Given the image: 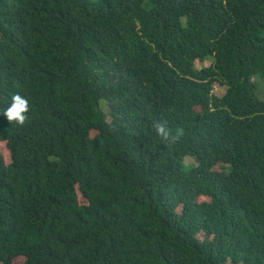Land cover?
Returning a JSON list of instances; mask_svg holds the SVG:
<instances>
[{
    "label": "trees",
    "instance_id": "1",
    "mask_svg": "<svg viewBox=\"0 0 264 264\" xmlns=\"http://www.w3.org/2000/svg\"><path fill=\"white\" fill-rule=\"evenodd\" d=\"M16 94L0 264H264V0H0Z\"/></svg>",
    "mask_w": 264,
    "mask_h": 264
},
{
    "label": "rangeland",
    "instance_id": "2",
    "mask_svg": "<svg viewBox=\"0 0 264 264\" xmlns=\"http://www.w3.org/2000/svg\"><path fill=\"white\" fill-rule=\"evenodd\" d=\"M211 63H212L211 60H208L205 63L196 62L195 66H196L197 69L201 70V69H203L205 67H209L211 65ZM225 91H226V89H222V88H220L217 85V87H216V94L217 95L223 96ZM0 154H2L4 156L7 165L11 163V155L9 153V150L7 148L6 143H0ZM186 164L188 166H191L192 164L194 165V162L191 159H187L186 160ZM215 170L223 172V171H226L227 168L225 166H223V165H218V166H216ZM199 201L200 202H209V199L208 198H204V197H200ZM81 203L82 204H87V201L84 198L81 197ZM200 239L203 240L204 236L203 235L200 236ZM15 264H24V260L23 259H17L15 261Z\"/></svg>",
    "mask_w": 264,
    "mask_h": 264
},
{
    "label": "clouds",
    "instance_id": "3",
    "mask_svg": "<svg viewBox=\"0 0 264 264\" xmlns=\"http://www.w3.org/2000/svg\"><path fill=\"white\" fill-rule=\"evenodd\" d=\"M28 111V100L21 97L19 94L12 96V103L2 112L3 115L9 122L23 125L26 119L25 113ZM161 131H163L161 129Z\"/></svg>",
    "mask_w": 264,
    "mask_h": 264
}]
</instances>
